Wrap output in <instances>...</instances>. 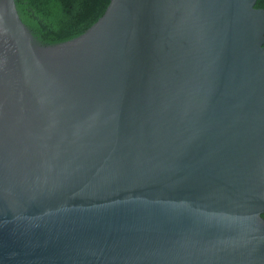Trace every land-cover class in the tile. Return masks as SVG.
I'll return each mask as SVG.
<instances>
[{
	"label": "water",
	"instance_id": "1",
	"mask_svg": "<svg viewBox=\"0 0 264 264\" xmlns=\"http://www.w3.org/2000/svg\"><path fill=\"white\" fill-rule=\"evenodd\" d=\"M110 0L35 41L0 0V264H264V9Z\"/></svg>",
	"mask_w": 264,
	"mask_h": 264
},
{
	"label": "trees",
	"instance_id": "2",
	"mask_svg": "<svg viewBox=\"0 0 264 264\" xmlns=\"http://www.w3.org/2000/svg\"><path fill=\"white\" fill-rule=\"evenodd\" d=\"M109 1L15 0V3L35 41L53 45L83 33L103 14ZM255 7L264 9V0H256Z\"/></svg>",
	"mask_w": 264,
	"mask_h": 264
}]
</instances>
